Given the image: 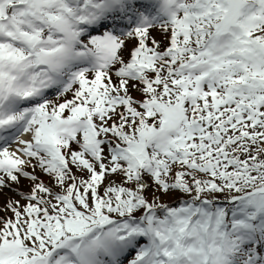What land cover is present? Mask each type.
Segmentation results:
<instances>
[{
  "label": "snow or ice",
  "instance_id": "obj_1",
  "mask_svg": "<svg viewBox=\"0 0 264 264\" xmlns=\"http://www.w3.org/2000/svg\"><path fill=\"white\" fill-rule=\"evenodd\" d=\"M0 264H264V0H0Z\"/></svg>",
  "mask_w": 264,
  "mask_h": 264
}]
</instances>
